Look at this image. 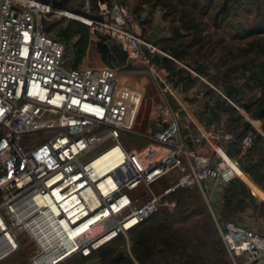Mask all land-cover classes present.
<instances>
[{"label":"built area","instance_id":"built-area-1","mask_svg":"<svg viewBox=\"0 0 264 264\" xmlns=\"http://www.w3.org/2000/svg\"><path fill=\"white\" fill-rule=\"evenodd\" d=\"M82 3L72 10L46 0H3L1 6L0 242L7 250L0 260L21 248L23 232L39 250L32 264L39 257L42 264L89 258L167 207L166 198L177 189H201L211 178L227 185L239 177L237 160L226 155L213 159L209 142L230 138L222 128L209 126L206 136L194 138L189 146L180 136L179 114L165 107L159 114V129L131 130V104L116 93L115 70L68 66L67 45L56 38L55 28L48 29L51 24L79 22L117 41L131 61H145L146 50L180 64L142 37L141 29L134 28L131 9L121 0H95L94 6L88 0ZM168 92L167 86L161 90L163 95ZM122 133L142 138L144 146L126 151L120 142ZM34 134L40 138H33ZM256 144V136L243 135L238 159ZM96 148H101L98 154L81 161ZM113 149L120 151V160L112 169L108 161L92 167ZM168 177L175 181L153 193L152 186ZM36 197L49 199L58 210L55 214L50 206H42L47 216L40 225L52 229L42 237V248L26 227L30 218L17 219L25 208L36 206ZM94 201L98 204L91 208ZM206 202L231 264H264V235L231 222L221 227ZM94 215V222L86 221ZM64 223L70 234L60 229ZM84 223L86 228L75 232ZM126 249L131 264H139L128 245Z\"/></svg>","mask_w":264,"mask_h":264},{"label":"trees","instance_id":"trees-1","mask_svg":"<svg viewBox=\"0 0 264 264\" xmlns=\"http://www.w3.org/2000/svg\"><path fill=\"white\" fill-rule=\"evenodd\" d=\"M46 1L72 10L86 0ZM88 1L94 6L95 0ZM121 1L136 16L144 8L151 14L157 11L170 28L178 27L181 35L172 34L157 43V48L205 77L225 97L234 98L248 117L261 124L264 133V0ZM51 28L56 29V38L65 44L74 36L79 37L72 43V52L78 61L90 29L76 21L51 24L48 29ZM97 50L102 60L111 66L123 62L126 57L119 48L109 47L101 37ZM162 61L165 66L172 64L168 60ZM218 99L226 103L223 97ZM227 112L234 115L228 119L227 129L235 139L239 141L247 133L257 138V144L240 161H248L253 152H259L264 158V138L235 109ZM33 138L39 139L40 134H34ZM251 175L264 188V178ZM163 184L171 183L165 179ZM234 184L231 182L228 187ZM168 199L175 204L172 209L163 206L130 230L126 238L118 237L87 259L72 257L67 260L68 264H86L88 260H99L97 264H131L127 245L139 264H230L202 192L197 187L180 188ZM210 206L219 225L236 222L246 208L258 211L264 218V204L256 202L247 190L228 188L224 190L223 202L210 203ZM117 251L124 252L125 257L114 260ZM26 255L18 250L10 256L11 264H29Z\"/></svg>","mask_w":264,"mask_h":264},{"label":"crops","instance_id":"crops-1","mask_svg":"<svg viewBox=\"0 0 264 264\" xmlns=\"http://www.w3.org/2000/svg\"><path fill=\"white\" fill-rule=\"evenodd\" d=\"M131 1L128 0V2ZM132 16L134 28L136 30L140 28L142 37L155 46H158L157 43L170 38L173 34L172 28L162 20L160 12L155 11L151 14L144 8L139 16L133 13ZM100 37L104 38L109 47L115 46L119 48L121 53L126 56L123 62L111 66L102 60L97 50V43L100 42ZM78 40L79 37L74 36L67 42L69 46L66 44L68 66L71 68H110L115 70L116 93L127 99L131 104V113L128 120V128L131 130L140 133L154 132L160 128V111L165 107H170L182 119L180 136L183 142L189 146H191L194 138L206 136L205 132L209 130V126L211 125L222 128L229 135L230 138L228 140H220L214 143L209 142V146L213 150L214 160L221 155H226L233 160H237L239 177L232 181L235 184L231 187H228L229 184H222L220 181L212 178L205 180L201 185V189H198L203 190L204 194L202 193V195L203 197L205 195L209 204L223 202L224 190H228V188L229 190H247L256 202L264 204V188L251 175V173L257 175L259 176L258 178L263 180V155L259 152H253V156L248 161H240L238 159L237 150L239 141L227 129L228 119H232L234 115L222 109L221 105L223 102H221V99L220 101L218 99L219 96L223 97L221 92L218 89L216 90L215 87L212 88V85L205 77L197 74L183 63L179 62L180 64H178L168 58L151 55L146 50H144L145 61H131L117 41L97 34L91 29L89 30L83 54L76 61L74 52H72V43H76ZM162 60H168L172 64L168 66L162 65ZM168 67L173 70H168ZM166 86L170 87V92L163 95L161 90ZM236 111L248 121L257 133L260 135L264 134L258 121L248 117L241 108L239 111ZM120 142L126 151L139 149L145 144L142 138L129 133H122ZM165 179H169L171 184L175 181L174 177L163 178L152 186V190L162 188L158 191L160 193L170 186L171 184L168 186L163 184ZM205 197L204 200L206 202ZM226 223L220 226L223 227ZM236 223L264 235V218L259 215L258 211L252 208H246L245 211L240 213L234 224Z\"/></svg>","mask_w":264,"mask_h":264},{"label":"bare ground","instance_id":"bare-ground-1","mask_svg":"<svg viewBox=\"0 0 264 264\" xmlns=\"http://www.w3.org/2000/svg\"><path fill=\"white\" fill-rule=\"evenodd\" d=\"M120 151L118 149H113L110 150L109 152H107L106 154H104L102 157H100L99 159H97L93 164L92 167L94 169H97V167L103 165L106 161H108V168L112 169L113 166L119 162L120 160ZM105 170H107V168H105ZM99 175H103V172L101 171L99 173ZM100 176V177H101ZM108 182H110L112 184L111 179H108ZM102 190H105V187L102 186ZM86 195V194H84ZM35 204L36 206H30L28 208H25L23 210V212H21L20 217L18 216V221L20 222H24L26 219L30 218L29 221H25V224H27V228L29 233L39 241V246H41L42 248V244L44 245V243L42 242V237L47 235V233H49V231H51L52 229L47 228V225L44 223L42 225H40V222H43L46 219V212L42 210V206H50L51 210L53 211L52 213L58 214V210L55 208V206L51 205V202L49 199H47L46 201L36 197L34 198ZM97 201H94L93 204H91V208H95L97 206ZM22 210V208H19L17 210L20 211ZM32 217V218H31ZM96 217V215L91 216V218H88L86 221H90V222H94V218ZM26 218V219H25ZM86 228V223H84L83 225H81L75 232H79L82 231V229ZM61 230H68V227L66 225V223L63 224L62 227H60ZM58 231V229H57ZM49 235L48 238H51L53 236ZM68 234H70V231L68 230ZM8 238H11L10 236H8ZM35 239V240H36ZM7 250V245L4 242H0V255L3 254V252H5ZM50 260L46 261V263H49ZM35 263L36 264H42V257H39L38 259H35Z\"/></svg>","mask_w":264,"mask_h":264},{"label":"rangeland","instance_id":"rangeland-1","mask_svg":"<svg viewBox=\"0 0 264 264\" xmlns=\"http://www.w3.org/2000/svg\"><path fill=\"white\" fill-rule=\"evenodd\" d=\"M100 150H101V148L94 149L93 151H91L87 155L83 156L81 158V161L82 162H85V161L89 160L90 158H92L93 156H95L96 154H98ZM161 189L162 188H157L156 190H153V193H158V191L161 190ZM166 202H167V205H168L167 207L170 208V209H172L175 206L174 202L169 201L168 197L166 198ZM161 208H163V207H161ZM19 238H20L21 248L20 249H17L15 252H17L18 250H22V251L26 252L27 253V256H26L27 258L26 259H27V261H28L29 264H32L34 256L39 251L38 250V247L35 244V242L33 240L31 241L29 239V236L26 233H24V232L19 235ZM124 238H126V237H124ZM10 256L11 255L3 258L0 261V263L1 264H11L12 263L11 261H13V260H12V258ZM66 261L67 260H65L63 263L64 264H68V261L67 262ZM230 264H231V262H230Z\"/></svg>","mask_w":264,"mask_h":264},{"label":"water","instance_id":"water-1","mask_svg":"<svg viewBox=\"0 0 264 264\" xmlns=\"http://www.w3.org/2000/svg\"><path fill=\"white\" fill-rule=\"evenodd\" d=\"M2 3H3V0H0V15H1V6H2ZM82 5H83V3L81 2V3H80V7H81ZM172 32H173L174 36H179V35H181V31L179 30L178 27H173V28H172ZM160 57L163 58V56H160ZM231 102H232V103H235V99L232 98V99H231ZM221 107H222L223 110L229 111V110L232 109V104H231V103H228V102H226V103H222ZM124 257H125L124 252H122V251H117V252L114 254V256H113V259H114V260H118V259H120V258H124ZM98 261H99V260H90V261H88L86 264H97Z\"/></svg>","mask_w":264,"mask_h":264}]
</instances>
